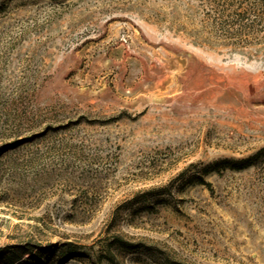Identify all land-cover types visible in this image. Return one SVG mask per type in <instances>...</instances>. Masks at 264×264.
<instances>
[{"label":"rangeland","instance_id":"374dc122","mask_svg":"<svg viewBox=\"0 0 264 264\" xmlns=\"http://www.w3.org/2000/svg\"><path fill=\"white\" fill-rule=\"evenodd\" d=\"M0 264H264V0H0Z\"/></svg>","mask_w":264,"mask_h":264},{"label":"trees","instance_id":"16d2710c","mask_svg":"<svg viewBox=\"0 0 264 264\" xmlns=\"http://www.w3.org/2000/svg\"><path fill=\"white\" fill-rule=\"evenodd\" d=\"M252 165H253V160L252 159H246V160H243V161H240V162L233 163L232 164V168L240 171L242 169L249 168ZM69 247H70V245L66 244L64 249H63L64 250L63 253L65 254V257L67 259H71V258H73V256H75L73 250L71 248H69Z\"/></svg>","mask_w":264,"mask_h":264}]
</instances>
